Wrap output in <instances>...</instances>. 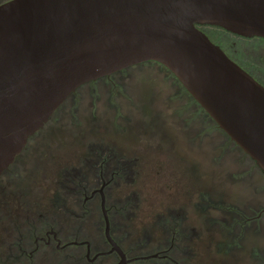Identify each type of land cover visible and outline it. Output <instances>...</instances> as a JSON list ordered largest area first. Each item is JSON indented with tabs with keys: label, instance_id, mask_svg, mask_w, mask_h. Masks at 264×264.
I'll use <instances>...</instances> for the list:
<instances>
[{
	"label": "water",
	"instance_id": "water-1",
	"mask_svg": "<svg viewBox=\"0 0 264 264\" xmlns=\"http://www.w3.org/2000/svg\"><path fill=\"white\" fill-rule=\"evenodd\" d=\"M242 36L264 39V0L1 2L0 209L11 214L8 221L26 248L34 240L26 237L30 228L38 231L47 222L64 219L59 195L65 173L76 167L86 172V162L95 156L92 144L100 140L99 147L110 144L117 155L139 158L134 180L120 183L110 193V203L116 205L115 233L125 238L124 243L147 254L166 249L185 264H257L249 259L258 253H251L246 242L239 249L230 240L229 248L222 246L226 242L221 244L224 211L240 204L248 193L238 188L236 163L222 162L221 146H200L204 131L191 141L193 130L177 124L190 108L189 94L175 85L167 70L264 171V86L221 48L262 78L264 42ZM147 60L158 63L146 64L142 73L134 71L137 92L142 93L139 107L129 104L128 94L114 95L106 106L97 99L87 101L79 120L46 125L3 173L80 86ZM154 94L171 95L164 104L176 103L178 110L162 112ZM197 112V125L208 121ZM96 124L103 133L96 132ZM157 125L165 133L170 126L178 127L177 146H171L167 135H152ZM63 198L68 208L76 209L73 195ZM178 208L184 212L174 219L169 213ZM164 216L166 227L159 222ZM179 226L193 227L196 234L172 244ZM116 249L122 256L117 264H125L126 256ZM52 255L54 262L36 263L99 264L77 256L63 259L62 250ZM134 264L165 262L157 258Z\"/></svg>",
	"mask_w": 264,
	"mask_h": 264
},
{
	"label": "flooded vegetation",
	"instance_id": "flooded-vegetation-1",
	"mask_svg": "<svg viewBox=\"0 0 264 264\" xmlns=\"http://www.w3.org/2000/svg\"><path fill=\"white\" fill-rule=\"evenodd\" d=\"M202 27L204 28V26ZM244 38H260L264 42L263 38L257 36ZM221 48L230 58L236 61L243 69L250 73L259 83L264 86L263 73H261L262 78H260L261 76L257 75L251 67L240 63L222 46ZM155 63L157 64L158 62L154 60L143 61L125 67L112 74L91 80L80 86L64 101V103L55 111L49 120L30 137L25 148L17 155L14 162L3 173L10 171L12 166L19 160L20 156L27 149L30 141L33 138H38L41 136V130L46 128V125L48 128V124L54 125L60 120L61 122L64 121L68 123L72 122L74 119L75 121L79 120L81 115L84 114L83 108L87 101L97 99L100 101L99 105L105 104L106 106V102L115 99L114 95L115 97L117 95V97L122 98V95L125 96V94H128L132 97L131 99L129 98V104L131 103L132 105L139 107L140 101L142 103V93L141 91L137 92L136 88L138 85L137 78L134 76V71L136 70L135 73H142L141 70H143V66L146 64L153 65ZM167 70L171 73L173 78H175V85L178 83L189 94L187 99L188 102L186 103L189 104L190 102V108L184 112L177 124H181L183 127H188L189 129L193 130L194 133L190 137L191 141H194L193 139H197L195 136H197L200 131H204V133H202L203 135H201L200 146H207L210 149H213V146H221V149L224 151L222 162H225L226 164L228 161L236 163L238 168L236 171L238 174L236 179L238 188L243 189L248 193L247 198L243 199L240 204H234L230 210L224 211L227 214V217L224 218L225 223L223 226L221 225V230L218 229L221 231V244L226 242V244H223L222 246H224V248H229V243L227 240H230L232 244H237V248L239 249L241 245L246 242L251 253H258L255 258H250L249 260L252 262L255 261L257 264L260 261L261 264H263L264 171L257 164V162L235 141H233L231 137L215 122L209 113L196 101V99L177 79V77L168 68ZM134 92L135 94H133ZM154 95L158 97L156 101L159 103L158 107L161 108L162 112L170 113V111L178 110L179 105L177 106L176 103H174L175 105L172 107H169V104H164V99L166 100V98H170L171 95ZM117 100L121 101L119 98ZM197 111H202V118H205L206 116L205 119L208 121H201L200 125H197V118L200 116V112ZM106 112L107 111L101 113L105 114ZM153 115V118H156V114ZM154 122L158 124L156 121ZM166 125H168L167 121ZM96 127L98 129V131H96L98 134L103 133V129L100 126L96 124ZM155 128L157 130L152 129V135H160L163 137L167 135V139H171V146H177V132L179 134V129L177 126H170L172 130L168 129L169 133H165L163 130H161L159 125H157ZM213 131H215V133ZM161 132H163V134ZM210 136H213V138L215 137V141H209L208 139ZM98 141L99 142L95 141L92 144V146H94L93 152L95 153V156L93 159H90L88 162H86L87 171L85 172L83 168L80 167L73 168L70 172L65 173L66 180L61 182L62 186L60 187L62 190L60 191L61 194L58 195L60 197L61 203L64 204L62 209L64 219L61 222L58 221L57 223L47 222L44 227L39 228L38 231L30 228L26 237L29 239L34 238V240L30 241L29 246L34 243L35 247L30 249L28 246L27 248L22 249V240H20L18 243V246L20 247L19 255H23L28 258V260H30V264H35V261L44 263L47 261H52L53 257L55 256L52 255V252H60V250H62L65 255L68 251L72 253L66 256L64 255L63 259H65V257L77 256L79 259L88 261L89 263L98 260L99 264H117L122 261V256L116 249V247H119L126 256L127 261L125 264H134L138 260H152L157 258L160 259L161 263L165 262V264H185L180 260H175L172 258L166 249L154 254L141 253V251L136 252L139 248L138 246L135 247V244L128 246L127 243L123 242L126 241L125 238H120L115 233L113 210L116 209V205H111L110 193L114 187L116 188L120 183L124 181L131 182L134 180L136 173L134 166L137 164L139 158L132 159V157L128 158L129 155L125 156L124 154L120 155L118 153L120 156L124 155V157H127L121 158L119 155H117V151L115 150V152L112 147L109 146L110 144L107 145V147L104 145L105 148L99 147L103 145L101 144L100 140ZM191 145L197 146L195 142L194 144L192 142ZM113 147L117 148L116 146ZM113 161H116V165H112ZM14 176L15 175H13V177ZM68 193L73 195L74 203L77 205L76 209H70L67 207L66 200L63 198V195L65 196V194ZM96 198H99V204L95 203L94 200ZM183 212V209H179L178 211L174 210L173 212L169 213V215H172V217L175 219V216L178 218ZM10 215V213L2 210L0 219L3 221L8 219ZM10 219L12 220V218ZM65 219H70L71 222H66ZM169 219L170 218L168 217L169 224L167 226L170 225ZM159 222H162V224L166 227L165 216L161 217ZM68 223L70 224V228L66 229L68 227ZM206 224L209 225L210 223L206 222ZM65 229L69 231L64 234ZM107 230H109L110 236L115 241L116 246H114L110 241ZM193 230V227L190 230H186L182 226H179V228L175 230V234L172 237L171 243L179 244L182 242V238H192L194 234H196ZM94 239L98 241L94 242ZM232 244L231 246H233ZM47 251L50 252H48L47 255H44V252ZM4 252V250H1L0 255H2ZM37 253H40L41 255L36 257ZM19 255H16L15 258L19 259ZM258 258L260 259L259 261H257ZM153 262L156 263L155 261ZM241 262L243 263L244 261H239V263Z\"/></svg>",
	"mask_w": 264,
	"mask_h": 264
},
{
	"label": "rangeland",
	"instance_id": "rangeland-1",
	"mask_svg": "<svg viewBox=\"0 0 264 264\" xmlns=\"http://www.w3.org/2000/svg\"><path fill=\"white\" fill-rule=\"evenodd\" d=\"M3 1L6 0H0V3ZM0 214L2 215L1 209ZM20 240V237L18 236L8 219H5L3 221L0 219V251H5L2 255H0V264H30V260H28V258L23 255H19L20 247L18 246V243ZM21 248H26L23 242H21ZM16 255H19L20 258H15ZM35 264H37L36 261Z\"/></svg>",
	"mask_w": 264,
	"mask_h": 264
},
{
	"label": "trees",
	"instance_id": "trees-1",
	"mask_svg": "<svg viewBox=\"0 0 264 264\" xmlns=\"http://www.w3.org/2000/svg\"><path fill=\"white\" fill-rule=\"evenodd\" d=\"M200 28L203 29V31H205L204 28H203L202 26H201ZM205 32H206V31H205ZM206 33H207V32H206ZM207 35H208L209 37H211L208 33H207ZM217 44H218V43H217Z\"/></svg>",
	"mask_w": 264,
	"mask_h": 264
}]
</instances>
